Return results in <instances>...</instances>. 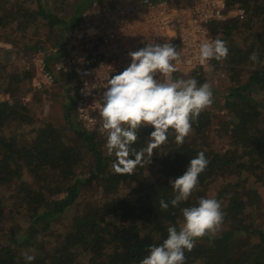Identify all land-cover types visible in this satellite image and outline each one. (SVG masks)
<instances>
[{
	"label": "trees",
	"instance_id": "obj_1",
	"mask_svg": "<svg viewBox=\"0 0 264 264\" xmlns=\"http://www.w3.org/2000/svg\"><path fill=\"white\" fill-rule=\"evenodd\" d=\"M57 3L61 0H0V39L14 50L10 62H0V94L11 99L0 101V264H140L150 246L167 238L169 226L183 222L181 209L196 206L200 198H216L224 220L214 234L185 250L186 264H264V224L260 229L248 220L264 186V0H227L229 7L241 5L245 18L211 24L214 40L225 41L229 50L226 59L213 60L225 65L234 83L223 103L203 109L182 144L170 129L150 164L125 174L113 171L116 157L102 149L106 135L76 122L74 105L62 107L59 122L21 98L32 88L29 66L35 54L42 55L55 86L62 84L58 78L64 74L54 72L59 56L54 50L79 16L60 17ZM253 52L262 63L253 64ZM14 59H22L19 67ZM195 79L198 86L204 83ZM46 91L33 92L30 99L39 106ZM211 108L226 116L218 120ZM215 123L225 137L220 147L210 141ZM152 131L142 127L133 147H145ZM200 152L209 163L196 189L178 207L161 210L159 201L174 196L170 181ZM256 207L264 223V202ZM61 215L68 219L51 235L56 243L32 250L28 254L35 260L26 261L22 247Z\"/></svg>",
	"mask_w": 264,
	"mask_h": 264
},
{
	"label": "clouds",
	"instance_id": "obj_2",
	"mask_svg": "<svg viewBox=\"0 0 264 264\" xmlns=\"http://www.w3.org/2000/svg\"><path fill=\"white\" fill-rule=\"evenodd\" d=\"M226 42L220 39L204 41L199 46L202 62L222 60L228 56ZM131 64L121 73L111 76L101 98V134H106V149L116 159L112 163L117 174L131 173L137 165L150 164L154 150L167 142L169 130L175 141L183 143L192 131L191 121L212 103V90L207 83L198 86L192 79H173L171 74L182 63L181 52L171 43H148L142 49L129 53ZM249 59L262 63L256 52ZM162 75L161 81L157 76ZM151 126L149 142L140 149L133 147L138 131ZM209 161L203 152L190 160L186 172L170 181L174 196L161 199V210L169 205L178 207L186 202L198 185V178ZM183 222L168 227L167 238L160 245H152L140 264H186L185 250L191 251L196 240L216 232L224 220L222 205L216 198H200L198 204L181 209ZM26 261L35 260L24 253Z\"/></svg>",
	"mask_w": 264,
	"mask_h": 264
},
{
	"label": "built area",
	"instance_id": "obj_3",
	"mask_svg": "<svg viewBox=\"0 0 264 264\" xmlns=\"http://www.w3.org/2000/svg\"><path fill=\"white\" fill-rule=\"evenodd\" d=\"M230 6L227 0H93L54 50L59 52L54 72L70 75L76 92V122L87 131L100 132V101L108 79L131 64L130 52L150 42L171 43L181 52L183 62L171 74L173 79L207 77L217 85L226 76V67L214 59L202 62L199 46L214 40L212 23L245 18L241 5ZM29 68L33 72L32 88L23 98L55 86L41 54L33 56ZM157 78L164 80L159 74Z\"/></svg>",
	"mask_w": 264,
	"mask_h": 264
},
{
	"label": "rangeland",
	"instance_id": "obj_4",
	"mask_svg": "<svg viewBox=\"0 0 264 264\" xmlns=\"http://www.w3.org/2000/svg\"><path fill=\"white\" fill-rule=\"evenodd\" d=\"M22 1V0H21ZM46 2L50 0H45ZM93 0H61V3H57L58 6V11L60 12L58 15L60 17H71L72 15L73 16H79L82 11L87 8L88 6L91 5V2ZM13 47L6 43V42H3V40L0 39V62H10V59L12 57V54L14 53L13 52ZM22 61V59L20 60ZM20 61H17L14 59V63L12 64L14 67L15 65L17 67L20 66ZM210 76H213V75H210ZM231 73L226 71V76L223 78V80L219 81L217 85H214L212 83V80H209V78L207 77H203V78H200V80H204V83H207L211 90H212V93H213V96H212V103H216V105H221L223 103V95L226 93V91L229 89V87H232L234 85L233 82H231ZM192 78H195V77H188L184 80H187V79H192ZM203 83V84H204ZM25 87V84L22 86V88ZM29 88V87H27ZM52 89V88H51ZM26 90V89H25ZM28 95V92L25 94V96ZM22 100L24 103H27V102H31L33 103L34 105L32 106H35V108H40L41 109V114L43 116H45L46 118H52V119H56L57 121L61 122L62 121V117H61V110L60 109H55L52 113L48 114V112L45 111L46 107L48 104H45V100L43 101V96H40V99H38V102L40 100V105H36L35 104V101L30 99V96L28 98H23L21 96ZM0 101H4L3 99V95L0 94ZM211 111L213 113H215V116H217L218 120L220 118H224L226 115H225V111L223 110H215L213 108H211ZM36 116H39V114H37ZM216 118V119H217ZM70 119L71 121L73 119V116L71 115L70 116ZM24 130V128L22 129V131ZM210 141L215 145H219L220 146H223V144L225 143V137L218 133L217 132V124H213L212 127L210 128ZM106 143L103 144V147L102 149L103 150H106V147H105ZM23 178H26V176H24ZM92 191V190H91ZM90 192V190H89ZM259 202H264V186L263 187H259L258 188V191L256 193V202H255V206L259 203ZM254 206V212H251L249 213V216H248V220H251V218L254 219V221L256 222V226H258L260 229H262L263 227V217L261 215H259L258 211H257V207L255 208ZM68 219V216H58L57 218H55L53 221L51 220V229L50 230H47L45 232V234H37L35 237H34V241H32L33 243L32 244H29L27 246H23L22 247V251L24 253H29L31 254L32 250H40V251H45V250H49L51 249V247L54 245V243H56V241H52V237L51 235H56L57 232L64 228L65 225H66V221ZM28 222V220H27ZM21 225L23 227H26V222L25 220H22V223ZM6 227L5 224L3 223L2 228Z\"/></svg>",
	"mask_w": 264,
	"mask_h": 264
},
{
	"label": "crops",
	"instance_id": "obj_5",
	"mask_svg": "<svg viewBox=\"0 0 264 264\" xmlns=\"http://www.w3.org/2000/svg\"><path fill=\"white\" fill-rule=\"evenodd\" d=\"M80 16V15H79ZM62 84L53 87L46 92H43L41 96H43V101L45 100V104H48L45 111L48 114L52 113L55 109L62 110V107L68 103L70 106L73 105L74 99L76 97V92L72 87L71 76L64 74ZM8 96L3 95V99L5 100Z\"/></svg>",
	"mask_w": 264,
	"mask_h": 264
},
{
	"label": "bare ground",
	"instance_id": "obj_6",
	"mask_svg": "<svg viewBox=\"0 0 264 264\" xmlns=\"http://www.w3.org/2000/svg\"><path fill=\"white\" fill-rule=\"evenodd\" d=\"M35 92H38V91H35Z\"/></svg>",
	"mask_w": 264,
	"mask_h": 264
}]
</instances>
